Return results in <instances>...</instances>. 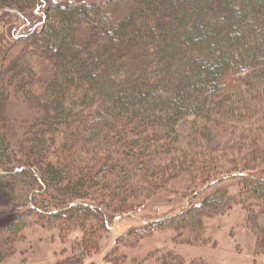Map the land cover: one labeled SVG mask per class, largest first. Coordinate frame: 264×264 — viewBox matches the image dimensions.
Listing matches in <instances>:
<instances>
[{"label":"trees","instance_id":"16d2710c","mask_svg":"<svg viewBox=\"0 0 264 264\" xmlns=\"http://www.w3.org/2000/svg\"><path fill=\"white\" fill-rule=\"evenodd\" d=\"M121 1L130 7L113 21L106 1L0 0V19L28 22L10 44L22 43L21 54L0 64V146L6 153L0 154V186L20 178L34 181L42 194L59 187L58 204L65 207L43 211L48 217L101 220L102 204L127 213L179 177L191 186L208 185L223 172L207 158L231 155L232 171L264 191V0ZM27 56L46 64L43 79ZM2 76L35 110L16 150L7 140ZM190 115L212 121L213 128L217 117L232 143L204 141V126L180 146L175 127ZM166 221H147L141 233L126 235L145 237ZM20 228L0 233V264L13 253ZM256 244L264 247V232ZM76 245L54 264H83L99 250L92 233ZM103 258L142 264L128 261L118 245ZM168 264L183 263L174 256Z\"/></svg>","mask_w":264,"mask_h":264},{"label":"rangeland","instance_id":"374dc122","mask_svg":"<svg viewBox=\"0 0 264 264\" xmlns=\"http://www.w3.org/2000/svg\"><path fill=\"white\" fill-rule=\"evenodd\" d=\"M78 1L108 2L107 16L113 21L126 14L130 7L121 0ZM39 14L36 9L35 20H38ZM17 18L9 15L0 19L4 50L0 64L3 67L22 52V43L10 45L20 34L24 35L28 26V22L24 26L21 18ZM11 27L17 28L11 29L12 36L9 35ZM27 59L32 62L36 75L43 79L49 70L46 64L36 62L31 56ZM3 82L8 93L7 140L11 149L16 150L17 142L23 138V132L35 117V110L23 95L15 92L8 80ZM216 120L214 128L212 121L192 115L179 120L175 127L179 145L189 142L194 131L204 126L207 127V130L202 129L204 141H213L212 145L218 146L230 145L234 138L228 126L217 117ZM262 139L264 143V134ZM4 151L0 146L1 155L6 154ZM227 159H232V156L227 155L221 160L216 155L215 158H207L216 171L223 172L208 185L191 186L187 177H179L169 183L167 189L137 201L127 213L114 212L111 207L102 204L101 220L82 214L74 215L72 219L68 214L60 218L48 217L47 214L55 207H65L58 204L63 199L59 187L45 188L42 194L34 181L28 184L25 181L24 184L16 178L7 182L0 186V233H10L9 229L15 224H21V228L6 264H54L76 250V243L84 233L93 234L99 250L86 256L83 264H111L103 256L117 245L118 252L125 255L128 261L135 259L142 264H168L174 256L183 264L196 260L204 264H264V247L256 244L257 237L264 232V191L254 182H244L241 175L232 171ZM261 167L264 169L263 164ZM157 219H167L166 226L142 238L126 235L137 229L141 233L144 223ZM121 235H126V238L117 243Z\"/></svg>","mask_w":264,"mask_h":264},{"label":"water","instance_id":"95a60500","mask_svg":"<svg viewBox=\"0 0 264 264\" xmlns=\"http://www.w3.org/2000/svg\"><path fill=\"white\" fill-rule=\"evenodd\" d=\"M20 169H21V168H18V169H16V170H20ZM70 205L72 206V205H73V203H71Z\"/></svg>","mask_w":264,"mask_h":264}]
</instances>
